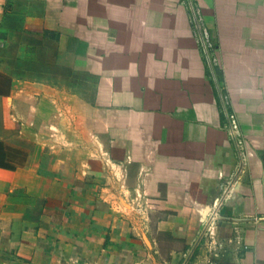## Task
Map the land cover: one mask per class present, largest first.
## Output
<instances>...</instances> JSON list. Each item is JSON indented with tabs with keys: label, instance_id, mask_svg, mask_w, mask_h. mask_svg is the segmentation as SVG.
I'll use <instances>...</instances> for the list:
<instances>
[{
	"label": "crops",
	"instance_id": "1",
	"mask_svg": "<svg viewBox=\"0 0 264 264\" xmlns=\"http://www.w3.org/2000/svg\"><path fill=\"white\" fill-rule=\"evenodd\" d=\"M196 1L241 153L182 0H0V264H264V0Z\"/></svg>",
	"mask_w": 264,
	"mask_h": 264
},
{
	"label": "built area",
	"instance_id": "2",
	"mask_svg": "<svg viewBox=\"0 0 264 264\" xmlns=\"http://www.w3.org/2000/svg\"><path fill=\"white\" fill-rule=\"evenodd\" d=\"M182 2L185 3L189 9V19L192 30L198 43L200 44V47L206 54H211L214 43L201 6L196 0H182ZM228 131L234 143L236 144L238 152H243L245 145V135L241 130L235 113L228 114ZM232 189V184L229 181L228 185L225 186L221 196L218 197L212 204L211 210L203 223L204 231H206V233L209 235L211 242L214 245L218 244L217 238L214 235V229L218 226L221 219L220 208L231 196L233 191ZM237 241L243 248H247V245L244 244L243 238L239 231L237 232Z\"/></svg>",
	"mask_w": 264,
	"mask_h": 264
},
{
	"label": "rangeland",
	"instance_id": "3",
	"mask_svg": "<svg viewBox=\"0 0 264 264\" xmlns=\"http://www.w3.org/2000/svg\"><path fill=\"white\" fill-rule=\"evenodd\" d=\"M212 34V32H211ZM213 36V35H212ZM213 43H214V47L213 50L211 52V54H205L204 55V59L206 61L207 67H208V75L212 78V80L214 81V85H217V89L220 92V98H222L223 103L227 106L226 108V113L228 114H232L234 113L233 110V106L235 102H232V94H231V83L234 82V79H229V75H228V71L226 69H224L221 65L222 63L220 62L219 59V55L217 53L218 48H219V43L218 40L216 38L213 37ZM253 75V79L249 78L248 82H249V86L252 87V83L255 81L254 86H256L257 89H262L264 88V86H261L260 84H262V82L264 80H262V75H261V71L257 70L256 74H252ZM240 87L242 89V86H238L236 85L235 88ZM234 88V87H232ZM241 91V90H239ZM225 109V108H224Z\"/></svg>",
	"mask_w": 264,
	"mask_h": 264
}]
</instances>
